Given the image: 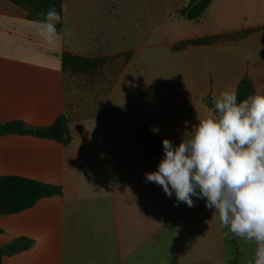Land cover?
<instances>
[{
    "label": "crops",
    "instance_id": "0c3cea01",
    "mask_svg": "<svg viewBox=\"0 0 264 264\" xmlns=\"http://www.w3.org/2000/svg\"><path fill=\"white\" fill-rule=\"evenodd\" d=\"M189 1L61 0L62 25L49 44L37 34L35 10L0 0V124L49 127L64 114L71 136L65 146L0 136V177L61 188L60 196L0 216V247L31 240L1 264H248L255 245L222 229L204 199L177 206L174 194L146 181L161 158L146 157L135 138L146 123L161 143L178 146L212 114L206 103L220 92L247 78L253 94L264 93V0H212L194 20L177 13ZM147 48L159 50L148 73L131 76ZM129 51L104 92L67 105L62 53Z\"/></svg>",
    "mask_w": 264,
    "mask_h": 264
},
{
    "label": "clouds",
    "instance_id": "9594fccd",
    "mask_svg": "<svg viewBox=\"0 0 264 264\" xmlns=\"http://www.w3.org/2000/svg\"><path fill=\"white\" fill-rule=\"evenodd\" d=\"M40 15L37 34L54 44L61 12L52 6ZM210 111L178 146L163 139L164 155L145 179L174 194L177 206L204 199L222 229L255 245L248 264H264V93L238 100L235 90H224Z\"/></svg>",
    "mask_w": 264,
    "mask_h": 264
},
{
    "label": "trees",
    "instance_id": "16d2710c",
    "mask_svg": "<svg viewBox=\"0 0 264 264\" xmlns=\"http://www.w3.org/2000/svg\"><path fill=\"white\" fill-rule=\"evenodd\" d=\"M12 3L23 4L37 12V20H42L41 13L46 12L50 7L55 6L61 12V0H9ZM212 0H190L189 3L177 11L178 15L186 19L194 20L210 5ZM62 25V21L57 24V29ZM219 37L196 39L178 44L176 49H180L187 44L207 45ZM132 56L131 52H123L113 55L114 59H121L127 63ZM107 57H82L71 55L67 52L61 55V68L63 72L72 75L96 74L106 63ZM117 74L111 77L109 84ZM238 100H243L253 95L254 90L249 79L243 78L236 88ZM206 105L211 109V103ZM68 120L64 114L59 115L49 127H29L22 121L15 120L0 124V136L7 134L29 135L39 139L53 140L61 145H68L71 136L67 127ZM135 138L143 146L144 155L149 158H162L164 155L163 145L157 138L154 131L146 124H140L136 128ZM59 186L41 183L35 180L22 177L3 176L0 177V216L19 213L31 208L39 199L52 196H60ZM31 240L19 237L10 243L0 247V264L5 256H11L17 252L30 247Z\"/></svg>",
    "mask_w": 264,
    "mask_h": 264
},
{
    "label": "rangeland",
    "instance_id": "374dc122",
    "mask_svg": "<svg viewBox=\"0 0 264 264\" xmlns=\"http://www.w3.org/2000/svg\"><path fill=\"white\" fill-rule=\"evenodd\" d=\"M157 52H159L158 49L153 50L147 48L140 50L139 63L136 62L134 66H132L134 71L131 73V76L138 74V72L141 75H146L148 73L149 59L151 56L156 55ZM104 56L107 57L106 63L96 74L72 75L65 73L64 90L67 105L71 103L72 100L82 102L92 95V93L96 92L98 95L104 92L108 88L111 77L120 74L128 63H123L121 59H114L113 55Z\"/></svg>",
    "mask_w": 264,
    "mask_h": 264
}]
</instances>
